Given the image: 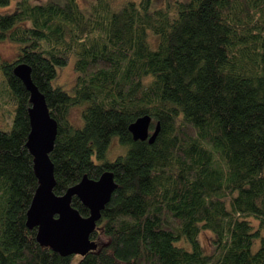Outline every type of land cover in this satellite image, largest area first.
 Here are the masks:
<instances>
[{"label":"trees","instance_id":"16d2710c","mask_svg":"<svg viewBox=\"0 0 264 264\" xmlns=\"http://www.w3.org/2000/svg\"><path fill=\"white\" fill-rule=\"evenodd\" d=\"M158 1L17 0L0 14V39L20 46L0 61V107L13 113L0 129V264H264V0ZM71 55L73 93L52 84ZM20 63L57 123L53 193L113 174L83 255L43 244L28 218L39 182ZM144 115L159 123L152 143L129 131ZM113 137L126 152L110 161ZM70 205L89 216L77 196Z\"/></svg>","mask_w":264,"mask_h":264},{"label":"water","instance_id":"95a60500","mask_svg":"<svg viewBox=\"0 0 264 264\" xmlns=\"http://www.w3.org/2000/svg\"><path fill=\"white\" fill-rule=\"evenodd\" d=\"M14 74L30 96V131L26 146L33 156V168L39 182L28 218L38 225L39 239L43 244L64 255H83L96 247L89 237L96 229L100 212L115 188L113 174L105 171L96 180L83 177L63 195L53 193L55 180L49 153L53 149L57 123L49 114L44 96L32 82L29 67L20 63L15 66ZM159 129V123H156L151 131V118L148 115L138 117L129 125L134 140H147L149 143L155 140ZM74 195L89 209V216L82 217L71 207L70 201Z\"/></svg>","mask_w":264,"mask_h":264},{"label":"rangeland","instance_id":"374dc122","mask_svg":"<svg viewBox=\"0 0 264 264\" xmlns=\"http://www.w3.org/2000/svg\"><path fill=\"white\" fill-rule=\"evenodd\" d=\"M16 1L17 0H11L9 5L0 6V14L8 13L14 10ZM29 1L30 3L35 4V3H44L48 0H29ZM88 1L89 0H77L80 6H85ZM165 1L166 0H164L163 5L165 4ZM158 4H161V0L158 1ZM155 5L156 3L153 0L151 8L152 9L157 8ZM19 47H20L19 44L11 42L8 39H0V61L1 60H6V61L13 60L16 57L17 53L19 52ZM74 63H75V55H71L66 65L60 66L57 68V76L53 80V83H52L53 86L59 85L63 89L68 91L69 93H73V87L75 84V76H76ZM85 106H86V103H79L70 108L68 112V118L73 126L75 127L82 126L83 119L81 116V112ZM6 111L3 105H1L0 107V129H3V130H9L12 126L13 113L9 111H7L9 113H6ZM125 152H126V147L119 142L117 137H113V139L111 140V143L106 149L105 158L111 161V160H114L117 156L124 154ZM93 159L95 160L94 157ZM97 229H99V227H97ZM99 239L101 241L105 240V238L102 235H100V233H99V238L96 241L97 244L101 243ZM200 240L205 250L210 251L211 250L210 233L202 232L199 237V241ZM180 243L182 244V242Z\"/></svg>","mask_w":264,"mask_h":264}]
</instances>
